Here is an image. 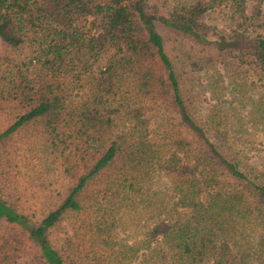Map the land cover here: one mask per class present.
<instances>
[{"label":"trees","instance_id":"trees-1","mask_svg":"<svg viewBox=\"0 0 264 264\" xmlns=\"http://www.w3.org/2000/svg\"><path fill=\"white\" fill-rule=\"evenodd\" d=\"M261 3L0 0V63L11 69L0 98L19 97V110L0 130V140L40 122L50 146L81 162L59 202L38 218L0 194V264H75L51 240L55 224L83 209L84 193L104 172L113 169L123 188L134 190L143 167L169 181L170 205L148 228L150 239L161 241L156 252L165 260L264 264V162H243L226 145L222 116L199 104L164 41L165 32L174 33L209 53L205 60L252 69L264 85ZM214 9L226 11V28L204 19ZM145 97V103L153 99L170 111L180 129L160 145L166 148L161 159L151 148L153 131L139 136L146 125L139 120L146 117ZM242 197L254 203L240 211L258 219L254 227L245 215L239 222L225 213V202Z\"/></svg>","mask_w":264,"mask_h":264},{"label":"rangeland","instance_id":"rangeland-1","mask_svg":"<svg viewBox=\"0 0 264 264\" xmlns=\"http://www.w3.org/2000/svg\"><path fill=\"white\" fill-rule=\"evenodd\" d=\"M204 19L220 29L228 26L224 10L214 9ZM164 41L175 70L200 100L199 104L207 106V112L222 116V131L225 129L228 136L226 145L238 151L243 162H264V85L255 72L235 69L227 61L213 62L214 58L207 61L209 53L174 33L165 32ZM8 71L11 72L10 66L0 63V77L5 78L0 81L2 89L8 86ZM18 98H0V130L18 112ZM146 100L145 97L146 117L139 119L146 121V125L140 128L139 136L153 131L149 141L153 151H160L161 155L154 153L161 159L166 148L160 145L168 143L180 129L173 125L170 111L158 101L149 99L145 103ZM64 152L50 146L41 123L36 121L20 126L0 140L2 197L22 212L33 214V218L52 208L81 170V162L69 159ZM148 169L137 170L134 190L123 188L125 183L113 177V169L104 172L84 193L83 209L67 212L55 224L50 234L54 244L66 248L75 264H186L172 258L165 260L156 252L161 241L148 235V228L170 205L166 188L169 181L162 172H147ZM225 203V213L229 212L230 218L241 222L245 215L249 227L258 224L252 214L240 212H245L246 206H254L249 199L242 197ZM177 210H181L179 206ZM2 230L0 227V233Z\"/></svg>","mask_w":264,"mask_h":264}]
</instances>
